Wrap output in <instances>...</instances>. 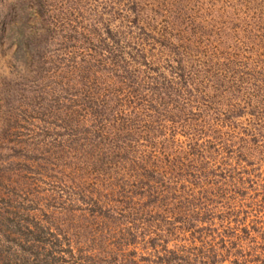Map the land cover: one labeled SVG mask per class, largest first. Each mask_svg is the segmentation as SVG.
I'll return each mask as SVG.
<instances>
[{
	"label": "rangeland",
	"instance_id": "rangeland-1",
	"mask_svg": "<svg viewBox=\"0 0 264 264\" xmlns=\"http://www.w3.org/2000/svg\"><path fill=\"white\" fill-rule=\"evenodd\" d=\"M0 28V264H164L181 185L204 223L170 264H264V0H0Z\"/></svg>",
	"mask_w": 264,
	"mask_h": 264
},
{
	"label": "trees",
	"instance_id": "trees-1",
	"mask_svg": "<svg viewBox=\"0 0 264 264\" xmlns=\"http://www.w3.org/2000/svg\"><path fill=\"white\" fill-rule=\"evenodd\" d=\"M2 31H3V29L0 28V33ZM119 69H121V68H119ZM128 89H129L128 90V95H132V93L135 94V92L133 90H131L130 88H128ZM136 94H137V92H136ZM133 96L136 97L138 95H133ZM133 96H131V97H133ZM113 143H118V142H113ZM154 144H155V142H154ZM112 147H114V148L116 147L117 148L119 146H112ZM115 156H118V155L116 154ZM178 171L184 172V170L182 168H178ZM161 180L162 179L159 178L158 179V182H161ZM181 188L182 189L180 190V193H179V197L180 198L178 199V203L174 207V213L171 214L172 221H175L176 222V227H177V228H175V231L173 233L174 235L172 236V237H174L173 241H174L175 244H174L173 248L172 249H169V250H167L166 249V246H164V251L169 252V254H171L168 258L165 259V262L166 263H164V264H170V262L175 263L179 259H181L183 261L185 259L186 260H190V257L189 258H186L182 254H179V252L181 253V251L183 249L182 247H180L181 244L178 241L179 235H182L183 232H186V231H189V229H192V227H194V224L196 223V221H198V223H201V222L204 223V218H202V216L199 218V216L197 215V212L194 211V209H196V208L189 209V212H188V208H187V202H188V200H185L186 198L184 196V193H186V192H185V189L183 188V185H181ZM176 197H175V201H177V198ZM181 197H183L184 199L181 198ZM3 219L6 220V223L7 222H10V221H13V219H10L8 217H5ZM16 226H17V229H15V230H16V232H18V234H16V237L15 238L24 239L25 242L28 241V238L29 239H31V238L34 239V242L31 243L30 245H28V250L30 249V252H31V254L29 255V258L31 256H32V258H36L38 256L37 249H38V246L40 245V241L38 239H40L41 233H38L37 232L36 235H33L32 234L33 233L32 231L26 232V231L20 230L19 229L20 227H19V224L18 223H16ZM169 231H170V233H172L171 230H169ZM164 241H168V235H165L164 236ZM164 241H162V242L164 243ZM154 243H157V239L154 240ZM167 243H169V241ZM199 251L200 250H198V252ZM46 257L48 259L51 258L53 264H54V261L57 259L56 254H52V253L51 254L49 253V255L47 254ZM46 257H45V264H50V262H48V260H47ZM203 261H204V258H203L202 255L200 257H197L196 256V257H194V261L191 264H204Z\"/></svg>",
	"mask_w": 264,
	"mask_h": 264
}]
</instances>
